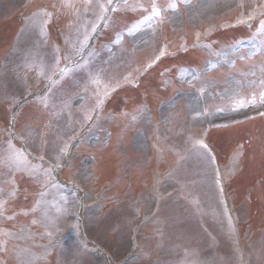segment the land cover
I'll return each instance as SVG.
<instances>
[{
	"label": "rangeland",
	"instance_id": "obj_1",
	"mask_svg": "<svg viewBox=\"0 0 264 264\" xmlns=\"http://www.w3.org/2000/svg\"><path fill=\"white\" fill-rule=\"evenodd\" d=\"M140 1L137 0V3ZM71 2L73 3L74 0ZM262 3L260 1L255 3L254 0H160L158 8L154 5L159 12L158 16L154 14V8L151 9L149 5L150 10L146 12L150 13L143 14H149L143 20L145 23L124 31L130 42L127 55L131 48L135 51H146V57L141 61L142 66H145L151 60L155 61L164 44L171 43L168 49L176 51L180 48L181 42L192 43L203 37L199 34L200 31L205 34L216 30L221 21L249 20L252 12ZM25 4L26 0H0V47L9 44L5 47V51L0 52V57L10 64L7 67L10 70L8 76L4 78V75L0 74V99L4 102L25 97L30 86V77L34 79L39 72L46 73L52 64H57L60 55V49L54 45L53 39L48 41V37L44 35L42 27L46 19L40 12L29 19L27 27L18 36V42L13 40V36L21 26L19 22L23 17L21 13H26ZM98 7L99 3L96 5L93 3L91 7L89 6V11L73 12L71 9V14L68 16L71 21L70 27H67V23L59 24L63 33L60 34L59 42L66 38L71 41L70 54L68 51L65 52L68 59L75 54L76 49L72 51L73 47L77 46V49L82 47V35ZM31 10L33 7L30 8ZM258 27V32L257 29L248 30L239 35H247L252 39L238 55L228 56L226 60L228 63L224 64L227 67L234 65L237 56L244 58L242 64L237 63L235 71L217 70L203 79L188 71L179 77L189 83L181 90L182 93L178 94L181 95L178 105L181 118L171 124L169 129L156 132L158 146L150 144L155 132L145 124L139 125L138 128L143 129V132L132 137L130 148L127 149L128 155L123 158L126 165L125 173L128 175H131L134 168L138 169L135 172L144 176L148 174L149 166L159 169L160 163H165L160 158L168 156L170 150L175 151L178 160L175 162L173 172L168 174L169 183L165 181L156 190L155 194L162 196L160 198L163 202L156 214L152 213L155 190L150 193L147 189L149 186L142 187V193L137 196L138 202L132 210L126 208L129 203L106 207L105 199L103 200L101 195L113 197L117 193V184L115 180L102 182L101 166L106 165L99 159L97 162L94 157L86 159L73 176L69 174L70 179L77 178L81 184L84 182L86 188L87 184L93 182L90 196L96 199H89L92 205L88 207L86 215L81 210L79 213L84 218L82 222L87 227L88 236L104 249L114 264H122L123 260L132 254L130 252L134 243L140 249L139 252H135L129 264H264V233L259 229V227L264 228V209L261 208L262 205L264 206V120L250 123L245 127H237L232 133L222 132L216 142L222 153L228 157L227 163L230 164V158L231 162H236L231 165L234 185L230 190L234 193L231 194V201L235 206L233 212L236 221L240 224L241 233L244 231L241 242L236 239L239 228L234 227L217 183L211 177L213 174L207 156L198 147L200 130L204 131L206 127L216 125L230 116L245 117L256 111H264V24ZM260 31L263 34H260ZM12 33L14 34L9 38L8 35ZM228 44L227 39L211 42L204 53L199 52L200 50L190 53V61L193 65L200 66L215 57L218 51L226 50ZM104 48L105 46H102L100 48L103 49L102 51L93 55L76 74L58 85L56 93H52L46 100L49 103L48 110L42 109L40 114L50 112V116L56 118L59 108L65 107L70 111L68 105L71 108L81 105L80 90L83 87L92 93L90 84L94 82V85L101 84V89H97L96 95L86 103L85 110L74 113L70 111L68 116L71 120L68 122L60 118L50 129H46L44 123L40 127H35L33 133L26 137L27 143L34 152L50 154L52 157L55 154L62 155L66 144L62 139L60 144H57V136L61 131L70 126L71 135L76 131V127L79 129L83 121L91 117L90 108L95 111L98 109L102 97L99 94L123 80V76L134 70L132 61L126 60L125 67L115 68L109 72L106 66L114 60L122 59L126 54L112 52L108 56ZM125 48L124 46L123 49ZM214 59L219 60L218 57ZM25 66L36 68L30 77L27 74L32 70L25 73ZM21 73L25 74L23 78ZM165 105L166 103L156 110V122H161V118H165L163 116ZM103 127L104 132L107 124L104 123ZM128 128L132 129L130 126ZM93 137L94 135L89 133L88 142H91ZM159 151L163 153L158 154ZM101 153V159L107 161L105 152ZM106 155L109 156L108 153ZM133 155H139V159H131ZM238 156L240 159L237 160ZM172 159H168V162L171 163ZM92 169L97 173V177ZM115 174L117 175L118 172ZM153 175L150 174V180ZM139 177L140 175L135 181L136 190H139L142 182ZM244 178H246L245 182ZM157 181V178L153 180L154 183ZM87 191L89 188L86 189ZM6 195L5 190L0 188V197ZM63 197L67 196L60 191L48 190L46 195L41 196L35 204L36 210L39 206L42 208L41 213L32 218V222L36 223L38 219L39 224H43L40 238L46 229L54 234L61 231L76 233L75 223L71 220L73 212L69 206L71 201L63 200ZM25 203L31 205L32 199L29 198ZM104 207L106 209H103ZM134 208H141V215ZM152 216L154 218L150 219ZM21 218L26 217L21 216ZM139 222L142 224L135 229L134 226ZM0 227L4 226L0 224ZM252 232L254 237L250 239ZM9 237L13 241H19L22 254H17L16 261L10 246L6 250L0 248V264L11 262L12 264L16 262L17 264H104L95 253L79 252L76 247L78 244L73 240L72 243L67 241V245L60 248L57 254L59 261L54 263L51 261V249L42 247L41 251L34 250L30 238L25 243L18 233L7 238L10 239Z\"/></svg>",
	"mask_w": 264,
	"mask_h": 264
},
{
	"label": "snow or ice",
	"instance_id": "obj_2",
	"mask_svg": "<svg viewBox=\"0 0 264 264\" xmlns=\"http://www.w3.org/2000/svg\"><path fill=\"white\" fill-rule=\"evenodd\" d=\"M153 12L155 15H157V16L159 15V12L155 8L153 9Z\"/></svg>",
	"mask_w": 264,
	"mask_h": 264
}]
</instances>
